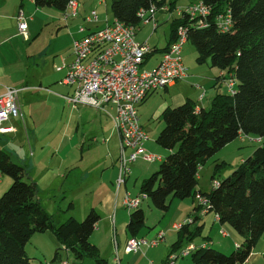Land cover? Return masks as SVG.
I'll use <instances>...</instances> for the list:
<instances>
[{
    "label": "trees",
    "instance_id": "16d2710c",
    "mask_svg": "<svg viewBox=\"0 0 264 264\" xmlns=\"http://www.w3.org/2000/svg\"><path fill=\"white\" fill-rule=\"evenodd\" d=\"M32 1L37 9L50 7L63 15L69 0ZM202 1L211 7L210 13L205 17L191 19L184 15L182 19L173 20L168 44L161 51L174 40L177 26L187 27V41L196 50V62L208 61L211 66L225 70L218 76L222 81L231 74L235 79L234 93H216L208 107L186 98L179 106L162 111L164 123L156 142L167 153L158 168L141 181L139 191L161 211H167L173 198H194L196 193L205 196L206 212L217 215L220 224L228 225L241 242L229 254L209 244L198 247L191 252V259L198 264H242L264 233V0ZM166 3L172 8L175 0H111L110 12L112 18L137 26L140 9H148L153 4L161 7ZM225 10L230 13L232 27L219 32L215 17ZM24 17L28 26L25 13ZM199 18L204 26H199ZM241 134L256 135L259 145L225 178L218 179L215 175L226 162L215 163L210 187L197 188L200 167ZM137 160L142 159L130 163L131 171ZM3 175L11 177L12 182L0 196V264H32L25 245L34 233L46 231H50L58 243L50 263L59 264L60 250L64 248L76 261L87 257L94 264H108L89 240L99 220L95 209L91 208L83 220L68 217L56 224L38 201L36 184L23 179L25 167L1 150L0 176ZM215 180L217 184L213 186ZM200 210L196 205L188 216L191 222L182 224L177 231L170 253L175 252L184 239L191 241L201 234L200 224L190 228L199 220L197 212ZM144 224L145 213L139 206L129 213L127 230L134 235Z\"/></svg>",
    "mask_w": 264,
    "mask_h": 264
},
{
    "label": "crops",
    "instance_id": "0c3cea01",
    "mask_svg": "<svg viewBox=\"0 0 264 264\" xmlns=\"http://www.w3.org/2000/svg\"><path fill=\"white\" fill-rule=\"evenodd\" d=\"M77 1H78V15L76 17L69 18L67 20V21H71V27L76 30V34L79 33L78 32L79 25H86L88 27L90 26L91 28H99L105 24L106 20H109L112 18V15L110 18L107 15H104V16L99 15V20L97 23L85 24L84 17L89 13V11L91 9H95L96 11H98V9L96 8V6L93 5V2H92L93 0H77ZM100 3H103V2H99L98 0H96L97 6H99ZM20 9L25 13L26 17H28L27 19L28 39H26V37H24L21 33H19L17 14ZM44 10L45 9H42V12H41L40 9H37L36 7H34L32 0H0V93H2L4 90V87L7 86L3 84V80L5 77H10V75H8L7 73L8 71L12 69L11 67L12 65L15 66V69L21 72L26 71V68L29 67V59L31 56L34 55L33 53L30 52L31 45L34 43V40L37 37H39L40 35L39 33H41V31H38L35 33L33 26L35 22L37 21V18L45 16ZM159 13H163V12L161 11L156 12L155 18L157 22H158L157 16ZM50 15L53 17V15L55 14H50ZM59 15H60V12H59ZM59 19L61 20L60 17ZM81 20H82V23H81ZM68 24H64V26H67ZM149 24L152 26V30H155L158 26L157 24L156 28H153V24L151 22L146 25L148 26ZM169 28H171V25L169 26ZM137 33L138 31L136 32V35ZM148 34L149 32L146 35L140 36L139 38L136 36L135 39L138 41H147L148 44L150 45L149 43L150 39L148 38ZM34 35H37V36L34 38L32 42H30L31 37ZM169 37H170V34L168 35V40L163 42L164 44H160L159 42H156L157 45L160 44V47H158L157 45H154L151 47L150 45L152 51L144 58V61L142 63V68L152 69L153 67H155V65L159 62L161 58V54L163 52L161 51V49L164 48L168 44ZM75 38L77 37L74 36L73 40ZM187 43L188 41L183 45V48H182V57H183L184 64L187 59H185V54H183L184 53L183 49ZM54 49H55V46L53 49H51V51H53ZM191 53H194V50L190 51L186 56H189ZM70 54L71 56L69 60L65 61L62 64V68L61 67L59 68L57 66L55 67L54 70L56 72L62 69H65L64 65L69 63L72 60L73 58L72 43L70 47ZM37 56L39 58V63H37L36 65L39 66V64L41 63L43 65H47V62H48L47 59H49V55L47 53V50H45V47L38 52ZM195 59H196V56H195ZM194 60L187 61L186 62L187 64H185L188 66L187 67L188 75L186 77H184L181 80H177L174 83H171L162 89H158V90H154L150 92L146 96V98L138 105L137 113L139 116L140 123L143 126V128L146 130V132L148 133V139L144 142V145H143L146 151L155 153V154L161 155V157H164L162 155L163 151L160 149L162 147L156 142V137L159 131L161 130V128L163 127L164 122L162 118V111L165 108L167 107L173 108V107L179 106L185 101L186 98L194 99L197 102V104H199L202 107H208L209 103L211 102V99L216 93L218 92L226 93L227 91L226 86H224V90H220L221 88L220 84L222 85L224 84V82L218 77L220 76V73H221V72L219 73V69H216L214 67L212 68V66L210 65L209 66L211 68L207 67L206 65H204V63L200 64V63H197L196 60L194 62ZM47 66L45 70H40L39 68L37 69L38 71L37 77H40L43 80H45L46 79L45 77L47 76V74H49V77L51 76L50 75L51 70H48ZM61 81H59L60 84L64 86H68L62 83ZM15 83H22L20 87V88H23L22 90H25L30 87H33L35 89H41L42 87V84L40 81L38 83V86H29L28 84L31 83V78L26 79V76H24L23 78L16 79ZM72 90L73 88L70 91L66 90L65 92H58L57 94L60 95V97L64 95H70L72 93ZM202 93H203L202 100H198ZM68 104L69 106L72 105L71 110L75 111L74 113L79 120L85 119L87 121L89 120V121L95 122V124H93L94 129L90 131L94 133L91 137L92 141L90 142L92 144L91 145L89 144L87 147L89 151L91 149L98 150L99 148L101 150L100 157L103 160L102 162L99 161L100 158L98 157L97 160H94L92 163H89L86 168L89 170V169H93L96 167L99 170L97 179L91 180L90 182L88 181V186L90 184V188L88 191L91 192L93 197L95 196L96 203L94 204L91 201H89L86 208L87 207H90V208L86 211L88 212L91 208L95 207L93 205H98L97 209L99 211L98 213L99 220L95 224V228L89 237L90 242L95 244L98 247L100 255L104 259L107 260L108 264H160L162 263L163 261L167 259L168 254L172 251L171 245L175 241L174 240L170 243L169 237H167L168 239L165 238L164 242H161L157 246H154V247L141 246L137 252H130V253H126L124 251L126 241L131 236L153 237V236H156V234L160 230L163 232L167 230L165 228L163 230V228L156 227L160 225V223L158 222H150V225L152 226L147 225L148 222L146 221L147 219L146 215H145L144 226H142L134 235H131L130 232H128L127 230L126 225L128 222L129 213L132 210H128L124 208L122 204L123 196L126 193H129L132 196H136L140 193L139 191L140 183L144 178H146L145 175H148V173L150 172V168H143V167L141 168V166H133L135 165L136 162L132 164V173H134L135 176H137L134 178V181H133L134 186L138 185L137 192L135 193L130 192L128 188V183L130 181L129 177H128L129 179L128 178L126 179L124 184L118 187L115 183V180L117 176L116 163H117V157L119 153V150H118L119 136L116 133V131L113 129V124L109 117L112 109H110L109 106L106 107L108 108V110H100V109H95L90 106L80 105L84 107L76 110L75 107L79 105L74 106L73 104H70V103ZM20 110L22 114V118H21L22 126H24V121H23L24 114H23V110L21 109V107H20ZM99 112H102L104 115H106L107 119L105 117L104 119H102L101 116L99 115ZM73 114H72L71 120L72 122L77 124V127H78L77 120ZM29 117H30V114H29ZM157 119H160L161 122L153 124V121ZM11 124H13L16 127L15 133H18V128H21V127L16 122V119H13L11 121ZM74 129L75 131H77L78 128H76V125ZM67 131L68 129L66 128V126L61 131V134H62L61 143L58 144L60 148V152H59L61 155L60 158H64L63 156L65 154H68V155L72 154L73 150L74 151L76 150L80 153L84 147V143H85L84 140L81 141V139L79 137H76L75 135L71 138H68ZM17 135H19V133ZM17 135H15L14 133L0 134V151L2 147H5L8 144V142L6 141L7 139L13 138ZM98 136H102V143H96ZM82 137H84V134L82 135ZM153 138H155L154 140L155 143L152 142ZM233 141L229 142V144L232 143ZM9 145H12V142H10ZM64 145L66 146L64 147ZM163 154H165V152H163ZM138 161L139 160H137V162ZM156 162H160V161H156ZM199 187H204V188L210 187V182H209V185L207 186L198 184L197 188ZM174 199H178V198L171 199L169 204L171 205L174 204L173 208H175L176 211L179 207L184 206V210L180 212V216L176 218L175 220L183 221L185 217H188L195 210L196 202L194 198H191V197L179 199L181 200V203H176ZM146 210L147 212L149 211L150 213H153V209L152 207H150V205H147ZM197 213L199 215V220L197 222L201 225L200 233L205 228V224L209 221L211 222L212 225L217 226L218 224L219 227L222 225L227 231V236L235 239L233 241L234 246L239 244L240 237L237 235L238 238H236L234 235L236 233L230 227L227 228L225 226L226 224H220V222L216 219L215 214L213 212L202 213L200 210ZM172 225H171V228H172ZM177 231L178 230H176V234H177ZM114 233L118 241L117 250L114 249V245L111 240ZM206 237H208L207 240L205 239V240L195 242V243L193 242L194 240H191V241H188L187 244L193 243L196 246L197 245L198 246H201V245L208 246L209 244L212 247L216 245L223 249L228 248L226 243H222L220 240H217V239H215L214 241V239L211 238V236H205V238ZM29 241L31 243L33 253H34L33 254L34 256L31 257V259H34V257H37L39 259L38 261L40 262V264H57V263H50L54 256L55 249L58 247L57 240L50 231L34 233L31 236ZM181 245L178 249L183 248L181 247ZM70 257H72L70 252L67 249L61 248L60 262L66 261L67 264H75V263L69 262ZM49 258L50 260H48ZM177 259L174 261L173 264H198L194 260L191 259V256H190V259H186V260L184 259V260L177 261ZM76 262H78L79 264H84L85 260L83 259L81 261H76ZM86 262H87L86 264H94L93 261H92L93 263H91L90 261H86ZM242 264H264V236L263 237L261 236L259 238L257 244L254 245V247L252 248L250 255L245 260V262H243Z\"/></svg>",
    "mask_w": 264,
    "mask_h": 264
},
{
    "label": "rangeland",
    "instance_id": "374dc122",
    "mask_svg": "<svg viewBox=\"0 0 264 264\" xmlns=\"http://www.w3.org/2000/svg\"><path fill=\"white\" fill-rule=\"evenodd\" d=\"M110 1L111 0H106L103 3H100L99 6L96 5V0L92 1L93 5L98 9V15H107L109 18L111 17ZM188 2V0H175V5L172 7V11H170L171 18H169V15L166 13H159L157 16V28L152 30V26L150 24L148 26L141 25L136 36L139 38L140 36L146 35L149 32L148 38L150 39L149 43L151 47L157 45L156 42L164 44L163 42L168 40V35L170 32L169 26L172 24L173 20L177 21V19H181V17L178 15V9L183 8ZM42 9H45V16L37 18V21L33 26L35 33L38 31H41V33H39V37H37L34 40V43L31 45L30 52L34 55L29 59V67L26 68V71L21 72L15 69V66L12 65V69L7 73L10 75V77H5L3 80V84L7 85L6 87L20 88L22 83H15V80L26 76V79L31 78V83H27L29 86H38L40 81L42 87L41 89L30 87L25 90H21L18 93V103L24 114V126H22V120L20 118L16 119V122L21 127L18 128L19 135H17L18 133L14 132V134L17 136L7 139L6 141L8 144L5 147H2L1 150L9 154L14 162L25 167L26 175H24L23 179L27 182H34L36 184L37 199L46 212L52 215L54 222L59 224L68 217L72 216L77 220H83L85 218V214H87L86 210L90 208H86L88 202L91 201L94 204L96 203L95 196L93 197L91 192L88 191L90 188V184L88 186V181L90 182L91 180H96L99 170L96 167L89 170L86 168L89 163L97 160L98 157L100 158L99 161L102 162L103 160L100 157L101 150L99 148L98 150L91 149L89 151L87 147L89 144H92L90 142L92 141L91 137L94 133L90 131L94 129L93 124H95V122L89 120L87 121L85 119L79 120L74 113L75 111L71 110L72 105L69 106L67 100L63 96L60 97V95L57 94L58 92H65L66 90L70 91L72 89L70 86H64L59 82L65 75V69L57 72L54 69L56 66L62 68V64L69 60L71 56L70 47L73 37H77L78 34H76V30L71 27V21L66 22L62 19L61 12L59 15V11L55 10L54 8L44 7ZM42 9H40L41 12ZM50 14L55 15L52 17ZM64 24L68 25L64 26ZM32 41L33 40L30 42ZM160 44L157 46L160 47ZM54 46L55 49L51 51ZM44 47L49 55V59H47L48 66L43 65L42 63L38 66L36 65L39 63L37 54ZM192 49L194 50V53L186 56L190 51H193ZM183 51V54H185V59H187L186 62L194 60L195 56L197 55L194 46L190 42L185 45ZM186 62L185 64H187ZM204 65L207 67L211 66L208 61L204 62ZM46 66L48 70H51V76L49 77V74H47L45 77L46 79L43 80L42 78L37 77V69L39 68L40 70H45ZM214 68L219 69L217 67ZM220 72H225V70L219 69V73ZM220 86V90H224L225 85L220 84ZM83 107L84 106L79 105L75 108L77 110ZM72 114L77 120L78 127L77 124L71 120ZM99 115L102 119H104V117L107 119V116L102 112H99ZM158 122H161V120H154L153 124ZM75 125L76 128H78L77 131L74 129ZM65 126L68 129V138H71L75 135L76 137H79L81 141L84 140L85 143L83 150L81 151L82 153L73 150L72 154H65L63 156L64 158H60L61 155L59 153L60 148L58 144L61 143V131ZM83 134L84 137H82ZM255 139H257L256 135L241 134V136L234 139L232 143H227L225 146L220 148L215 154L208 158L202 168L200 167L198 171V184H202L204 186L209 185V182L211 181L210 176L213 172L215 163L221 162L222 160L226 163L219 168L215 176L218 179L228 176L232 170L242 160L247 158L259 145L257 141H254ZM154 140L155 138L152 139L153 143H155ZM10 142H12V145H9ZM96 143H102V136L97 137ZM65 146L66 145H64V147ZM160 149L165 152V154L167 153V150H164L163 148ZM163 152L162 155L164 156L165 154H163ZM159 163L160 162L147 163L139 160L133 166L150 168L148 175H145L147 177L158 168ZM135 177L137 176H135L134 173L130 174L129 176L130 181L128 183V188L132 193H135L138 190V185H133ZM11 182V177L6 175L0 176V196L10 186ZM115 183L117 185L116 180ZM174 201L176 203H181V200L179 199H174ZM147 205L152 207L153 213H150L149 211L147 212ZM173 205L174 204H169L167 211H161L155 208L151 200L148 198L143 199L140 203V207L144 210V213L147 216V225H150V222L160 223V225L156 227L163 228V230L164 228L167 229L164 231L166 233L165 238L168 239L167 237H169L170 243L177 239L176 230L171 228V225L174 222H181V220L177 221L175 219L178 218L180 216V212L184 210V206H181L176 211V209L173 208ZM93 206H95L93 208L99 213L97 209L98 205ZM198 225V222L193 223L190 225V228L193 229ZM225 226L229 228V226ZM219 229L220 227L218 224L217 226L212 225L211 222L208 221L205 224V228L201 234L194 238L193 242H199L205 240V236H211L214 241L215 239L220 240L222 243H226L228 247L227 249H223L214 245L211 248L217 249L224 254H229L235 249L233 243L235 239L229 236L223 237ZM234 235L236 238H238L237 234ZM263 236L264 234H262V237ZM111 240L113 242L114 249L117 250L118 241L115 244L113 239ZM187 243L188 241L184 239L181 243V247H185ZM25 251L28 253L30 258L34 256L30 241H28V243L25 245ZM179 251L180 250L177 249L175 252L179 253ZM188 255L181 258L179 257L177 261L190 259V254ZM38 260L39 259L37 257H34V259H32L33 264H40ZM48 260H50V258ZM84 260V264L87 263L86 261L93 263L90 258L86 257ZM69 262L75 264L78 263L73 260L72 257H70Z\"/></svg>",
    "mask_w": 264,
    "mask_h": 264
},
{
    "label": "built area",
    "instance_id": "2783aa9c",
    "mask_svg": "<svg viewBox=\"0 0 264 264\" xmlns=\"http://www.w3.org/2000/svg\"><path fill=\"white\" fill-rule=\"evenodd\" d=\"M104 2L105 0H98ZM211 7L202 0L187 3L183 8L178 9L179 17L188 16L189 18L205 17L210 13ZM161 11L170 16L172 8L169 4L161 7L150 5L148 9L138 11L139 24L126 25L122 21L111 18L99 28L87 29L85 25H79L80 36L72 42V60L65 64V75L62 83L73 88L70 95L63 97L68 103L76 105L90 106L95 109L108 110L110 107V117L113 128L119 136V154L117 157V185L125 183L126 177L131 173L130 163L136 159L147 162L161 160V155L148 152L144 149V142L148 139V133L140 123L137 113L138 105L146 96L158 89L181 80L188 74V68L183 62L182 48L187 41V27L179 25L175 31V38L171 41L168 48L161 54L159 62L152 69L142 68L145 56L152 51L147 41L135 39L138 28L148 23L156 28V12ZM78 15V1L69 0L63 20ZM18 28L20 33L26 36V21L22 10L18 12ZM199 26H204L202 18H199ZM85 24H95L99 20V15L95 9H91L84 17ZM215 23L219 32H225L232 27V19L228 10L221 12L215 17ZM224 73L221 72L220 75ZM223 82L228 93H234L235 79L231 74L227 75ZM23 88L5 87L0 93V134L14 133L16 127L11 121L22 118L20 105L18 103V92ZM203 93L198 100H202ZM259 141V138L255 139ZM213 186L217 181H213ZM146 198L139 193L132 196L126 193L122 204L128 210L136 209L141 201ZM196 205L202 213L207 211V198L200 193L194 196ZM218 220V216L215 215ZM191 222L187 217L179 223H173L172 228L179 230L182 224ZM223 237L227 236L226 229L221 225L219 229ZM117 243L115 233L112 237ZM165 241V233L159 231L153 237L131 236L127 239L124 251L126 253L137 252L141 246L154 247ZM239 245V244H238ZM193 243L187 244L179 249V253L172 252L167 259L160 264H173L174 261L183 256H187L198 247ZM237 246V245H236ZM60 264H67L61 261Z\"/></svg>",
    "mask_w": 264,
    "mask_h": 264
},
{
    "label": "clouds",
    "instance_id": "9594fccd",
    "mask_svg": "<svg viewBox=\"0 0 264 264\" xmlns=\"http://www.w3.org/2000/svg\"><path fill=\"white\" fill-rule=\"evenodd\" d=\"M60 264V263H59Z\"/></svg>",
    "mask_w": 264,
    "mask_h": 264
}]
</instances>
